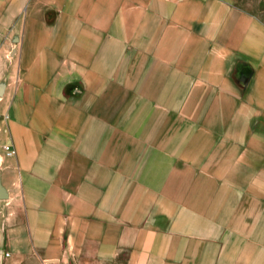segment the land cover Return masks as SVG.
Instances as JSON below:
<instances>
[{
  "label": "crops",
  "instance_id": "crops-1",
  "mask_svg": "<svg viewBox=\"0 0 264 264\" xmlns=\"http://www.w3.org/2000/svg\"><path fill=\"white\" fill-rule=\"evenodd\" d=\"M238 1L0 0V264H264V232L182 229L264 191V0Z\"/></svg>",
  "mask_w": 264,
  "mask_h": 264
},
{
  "label": "rangeland",
  "instance_id": "rangeland-1",
  "mask_svg": "<svg viewBox=\"0 0 264 264\" xmlns=\"http://www.w3.org/2000/svg\"><path fill=\"white\" fill-rule=\"evenodd\" d=\"M243 6L249 8L252 11H258L262 9L259 0H239ZM264 183V175L258 177ZM252 177H249V190L236 191L230 195V192L217 191L213 194L216 195V206L213 209L209 208H195L203 214H208L209 211H214L218 220L217 223L210 225L208 222H194L186 223L182 225L183 230H189L194 233L202 232V244L207 243V237H209V231L215 230L217 232L216 243L218 246H224L228 241L229 247L231 244L238 243L236 247H233L234 251H240V244L245 246L244 251L256 252L258 240V234L264 232V191L254 190L251 181ZM225 177H218V185L224 184ZM239 184V183H238ZM264 187V186H263ZM201 194V193H200ZM208 194V193H207ZM229 195V200L227 196ZM4 202H0V205ZM2 207L0 206V214ZM210 226L214 229H210ZM190 250H192V242L194 239H189ZM245 243V244H244ZM249 248V249H248ZM224 251L222 254H218L217 264H224ZM191 253V251H190ZM204 258L209 259L208 256ZM188 264L192 263V257H188ZM201 264H206L201 261Z\"/></svg>",
  "mask_w": 264,
  "mask_h": 264
},
{
  "label": "built area",
  "instance_id": "built-area-1",
  "mask_svg": "<svg viewBox=\"0 0 264 264\" xmlns=\"http://www.w3.org/2000/svg\"><path fill=\"white\" fill-rule=\"evenodd\" d=\"M2 96H0V103L2 102ZM10 120V114L8 109L0 113V158H12L16 155V149L13 146L12 140L8 131V123ZM2 166V160H0V168Z\"/></svg>",
  "mask_w": 264,
  "mask_h": 264
},
{
  "label": "water",
  "instance_id": "water-1",
  "mask_svg": "<svg viewBox=\"0 0 264 264\" xmlns=\"http://www.w3.org/2000/svg\"><path fill=\"white\" fill-rule=\"evenodd\" d=\"M3 86L0 85V96L3 95ZM7 198V195L5 193V191L3 189L0 188V199H6Z\"/></svg>",
  "mask_w": 264,
  "mask_h": 264
}]
</instances>
